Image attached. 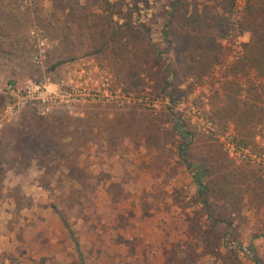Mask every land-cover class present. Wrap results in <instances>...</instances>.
<instances>
[{
	"label": "rangeland",
	"instance_id": "1",
	"mask_svg": "<svg viewBox=\"0 0 264 264\" xmlns=\"http://www.w3.org/2000/svg\"><path fill=\"white\" fill-rule=\"evenodd\" d=\"M171 1L0 0V264H264V77L242 64L259 21L233 0L229 34L188 54L161 36ZM110 12L142 31L137 60Z\"/></svg>",
	"mask_w": 264,
	"mask_h": 264
},
{
	"label": "trees",
	"instance_id": "2",
	"mask_svg": "<svg viewBox=\"0 0 264 264\" xmlns=\"http://www.w3.org/2000/svg\"><path fill=\"white\" fill-rule=\"evenodd\" d=\"M208 1L211 4H190L189 2L185 3V0H172L169 2L167 10L164 12V29L162 28L161 31V36L164 38L167 47L184 48L188 50V54L201 51L200 56H206L216 46L214 45V40L225 38L229 34L233 28V22L230 21L229 16L232 13V3L234 1ZM130 2L134 4L137 0H130ZM246 8L249 9L251 17L258 19L259 22L252 25L249 29L250 38L244 44L245 49L248 51V57L245 59L246 62L244 61L242 64L251 63L259 70V77H264V0H251L247 2ZM107 17L111 23L110 25L118 28L113 31L110 29L109 38L114 40L117 47L123 52L129 53L137 60L138 54L144 47L143 41L139 38L142 31L126 23H123L124 27L122 28V25L113 19L112 12L108 13ZM99 25L100 29L108 28V23H105L104 20H100ZM98 36L102 39H108L101 30ZM94 41H97V39H94ZM188 54L185 56L186 64L187 68L192 70L193 59ZM195 71L194 73L199 76L202 74L203 69ZM175 74L176 71L172 69L168 73V77L172 78ZM171 125L172 131L178 139L175 146V157L185 172L188 173L195 187V192L198 195H204L207 192V184L203 180V171L206 165L197 164L188 157V150L192 141L191 132L185 127L184 120L180 118L174 119ZM51 208L56 211L54 206H51ZM63 225L72 238L75 249L79 251L80 244L73 237L72 231L64 220ZM247 250L253 253L251 245L247 246ZM80 264L84 263L80 262Z\"/></svg>",
	"mask_w": 264,
	"mask_h": 264
}]
</instances>
